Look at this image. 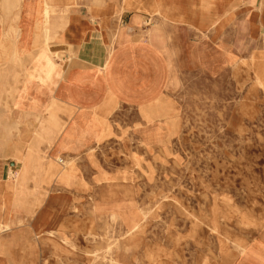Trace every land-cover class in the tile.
Segmentation results:
<instances>
[{
    "label": "crops",
    "instance_id": "crops-1",
    "mask_svg": "<svg viewBox=\"0 0 264 264\" xmlns=\"http://www.w3.org/2000/svg\"><path fill=\"white\" fill-rule=\"evenodd\" d=\"M262 69L264 0H0V264L67 261L102 143L159 149L183 87Z\"/></svg>",
    "mask_w": 264,
    "mask_h": 264
},
{
    "label": "rangeland",
    "instance_id": "rangeland-1",
    "mask_svg": "<svg viewBox=\"0 0 264 264\" xmlns=\"http://www.w3.org/2000/svg\"><path fill=\"white\" fill-rule=\"evenodd\" d=\"M257 79L201 83L197 94L183 87L177 133L159 149L136 139L133 150L121 138L122 146L102 143L101 164L85 183V233L54 248L67 261L43 264H264V84ZM104 189L109 197L101 198ZM106 203L117 215L99 209Z\"/></svg>",
    "mask_w": 264,
    "mask_h": 264
}]
</instances>
